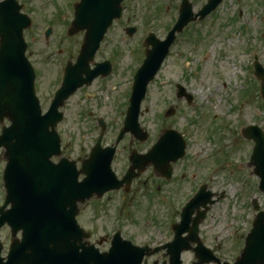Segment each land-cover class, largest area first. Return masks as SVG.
<instances>
[{
	"label": "rangeland",
	"instance_id": "374dc122",
	"mask_svg": "<svg viewBox=\"0 0 264 264\" xmlns=\"http://www.w3.org/2000/svg\"><path fill=\"white\" fill-rule=\"evenodd\" d=\"M69 1H29L36 26L28 34L31 48L28 56L38 70L42 93L53 81L54 67L58 62L75 60L80 48L82 32L74 36L66 35L73 15ZM159 1V5L166 4L164 8L167 11L165 9L159 17L157 12H152L150 15L154 20L145 24L140 20L149 10L142 0L131 3L129 21L123 19V23L112 26L98 54V60L111 54L115 67L113 75L103 82L93 81L65 102V119L59 124L58 133L63 154L68 158L80 160L88 152L98 131L97 115L105 117L104 122L107 123L104 143L114 140V133L122 125L124 117L121 110L130 81L129 74L143 57L144 48L139 43L144 32L151 28L162 38L175 14L172 7L178 0ZM218 7L214 17L193 23L177 35L171 55L149 83L141 106L139 122L143 129L146 128L148 137L143 142L134 141L129 136L123 138L120 145L125 148L118 152L115 167L122 170L126 164L124 155L132 148L130 146L139 150L150 148L163 127H173L187 138L188 157L175 164V178L161 189L156 185L162 180L155 175L153 168H149L141 173L133 192L125 196V205L119 200L122 192H110L100 199L91 198L81 205L78 218L83 227L91 230L92 241L110 236L117 228L125 238L138 245L147 242L155 246L171 239L173 232L170 225L178 221L183 199L186 194H191L193 185L215 163H219L221 169L209 178L207 186L217 193L218 200L210 206L199 231L202 242L212 248L220 260L232 262L239 254L244 236L251 229L254 219L252 201L256 199L264 210V192L259 191L258 178L248 162L253 143L242 137L239 127L241 123L245 125L256 119L264 127V102L261 99L260 106L259 99L252 95L256 88L250 82L251 76L257 81L251 66L254 53L250 52V48L255 47L264 67V0H224ZM193 8L196 10V5ZM62 13L66 14L62 16ZM54 14H58L61 21L45 39L41 31L45 22H52ZM125 22L138 26L134 35L124 33ZM32 37L36 38L35 43H31ZM46 55L51 56L44 62ZM176 83L192 93V104H188L185 97L176 98ZM246 90L249 98L243 95ZM171 106L175 111L172 116L166 117L164 113ZM219 124L223 129H219ZM206 128L215 130L212 140L206 137ZM3 166L0 157V181ZM185 170L190 176L194 174L195 178L184 180L180 172ZM2 194L4 188L1 181L0 203ZM0 239L5 246L9 243V228L3 227ZM99 246L106 250L108 242ZM163 253V250L157 251L148 259V264L166 260ZM181 254L182 264L194 260L191 250Z\"/></svg>",
	"mask_w": 264,
	"mask_h": 264
},
{
	"label": "water",
	"instance_id": "95a60500",
	"mask_svg": "<svg viewBox=\"0 0 264 264\" xmlns=\"http://www.w3.org/2000/svg\"><path fill=\"white\" fill-rule=\"evenodd\" d=\"M104 1H107L104 8L95 7V9L86 10L83 2L76 8V16L71 23L69 33L86 29L80 59L76 66L80 63L81 65L88 63L103 35L102 32L110 24L112 17L119 13L116 6H111L114 0ZM114 3L117 4L116 0ZM182 12L189 14L190 9L187 8V4L182 6ZM204 13L202 12L201 15ZM23 17V15H18V6L13 0L0 3V108L5 106L6 99H11L15 105L14 100L25 96L26 89L32 93L34 73L24 56L25 44L22 29L27 22L22 21ZM188 21V18L179 19V28ZM171 31L170 37L163 43L152 42L155 50L147 51L148 57L140 72L142 76L139 74V81L135 85L137 94L133 98L132 108L128 110L125 130H131L137 137L140 135L136 122L138 103L146 89L145 85L152 78L158 62L165 55L163 53L166 47L173 39L174 31ZM151 41L153 39L149 40L150 43ZM68 69V74L72 73L75 65H69ZM259 74L261 78H264V72L260 70ZM262 83L261 92L264 96V82ZM74 88L75 86L67 91L64 86L60 91L64 95L61 94L55 107L60 106L63 99ZM53 113L55 117L50 123L52 126L50 133L41 126L35 128L36 132H31V128H28L31 126L33 115L31 112L15 110L12 113L8 107H5L3 113H0V121L8 116L12 122L0 136V145L8 150L6 154L10 161V166L6 170V183L11 186V174L20 170V175H22L20 183L27 187L23 197L9 190V200L12 201L13 209L7 212L0 209V225L7 222L12 228L13 235L18 229H23V239L21 242L12 243L7 262H3L0 258V264H139L142 255L137 251L138 249L132 248L128 243H114L110 252L98 254L93 246L88 245L87 247L82 242L86 234L79 229L74 220L77 201L83 202L92 194H101L105 191L104 189L110 188L104 183L113 178L108 168L111 153L105 159L99 160L92 169L86 168L87 165L84 163L81 172L86 173V176L82 182H78L76 180L78 171L73 169L74 162L70 163L66 159H62L59 164L50 162L49 157L52 154H59V138L54 127L60 115ZM166 138H168L167 134L162 136L149 155L143 157L145 159L143 163L152 160L157 167L163 164L165 153L168 154L169 149L175 150L172 143H166L169 141ZM258 144L259 142L255 149H258ZM259 146H262V143ZM158 153L160 155H157ZM163 159L164 161L160 162ZM141 163V159L134 161L135 166H140ZM29 171L32 173L29 174ZM12 197H14L13 200ZM195 228L196 225L192 227L194 233ZM192 232L184 241L177 232L174 242L177 245L172 246L170 264H180L179 251L187 248L188 239H195ZM246 240L245 249L235 264H264V221L262 217L258 216L255 220L253 230ZM195 251L199 258L197 264H202L204 260H207L204 259L201 246L195 248Z\"/></svg>",
	"mask_w": 264,
	"mask_h": 264
},
{
	"label": "flooded vegetation",
	"instance_id": "af4514ba",
	"mask_svg": "<svg viewBox=\"0 0 264 264\" xmlns=\"http://www.w3.org/2000/svg\"><path fill=\"white\" fill-rule=\"evenodd\" d=\"M128 0H124V4H123V6H124V8H125V6H126V2H127ZM206 0H192V2L197 6V7H200V5L201 4H203L204 2H205ZM99 78V77H98ZM98 78H96V79H98ZM51 87H52V85H51ZM50 87V88H51ZM124 148H125V146H123ZM127 159L129 158V156L127 155V153L124 155ZM126 169H127V167H125L124 168V170H123V172L122 173H124L125 171H126Z\"/></svg>",
	"mask_w": 264,
	"mask_h": 264
}]
</instances>
